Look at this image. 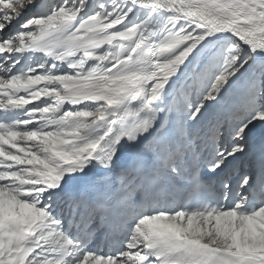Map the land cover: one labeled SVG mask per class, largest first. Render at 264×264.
I'll return each mask as SVG.
<instances>
[{"label":"snow or ice","instance_id":"1","mask_svg":"<svg viewBox=\"0 0 264 264\" xmlns=\"http://www.w3.org/2000/svg\"><path fill=\"white\" fill-rule=\"evenodd\" d=\"M0 264H264V0H0Z\"/></svg>","mask_w":264,"mask_h":264}]
</instances>
